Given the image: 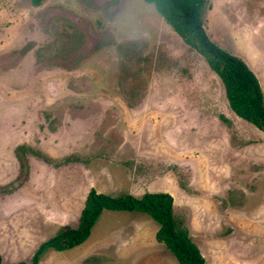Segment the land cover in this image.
Instances as JSON below:
<instances>
[{"label":"rangeland","instance_id":"1","mask_svg":"<svg viewBox=\"0 0 264 264\" xmlns=\"http://www.w3.org/2000/svg\"><path fill=\"white\" fill-rule=\"evenodd\" d=\"M205 1L210 39L264 94V0ZM91 189L168 193L206 264H264V133L155 6L0 0L1 264L76 227ZM158 227L104 210L83 244L39 264H178Z\"/></svg>","mask_w":264,"mask_h":264},{"label":"trees","instance_id":"2","mask_svg":"<svg viewBox=\"0 0 264 264\" xmlns=\"http://www.w3.org/2000/svg\"><path fill=\"white\" fill-rule=\"evenodd\" d=\"M44 0H31L38 7ZM153 4L187 45L195 49L221 78L232 111L264 133V94L255 73L248 65L218 46L207 34L202 20L205 0H145ZM174 199L164 192L146 193L137 198L130 194L113 197L91 189L76 227L66 226L43 242L30 263L39 264L48 250L65 251L83 244L104 210L144 213L159 224L156 239L176 257L178 264H206L199 247L187 229L179 227L173 212ZM2 256L0 253V264Z\"/></svg>","mask_w":264,"mask_h":264},{"label":"crops","instance_id":"3","mask_svg":"<svg viewBox=\"0 0 264 264\" xmlns=\"http://www.w3.org/2000/svg\"><path fill=\"white\" fill-rule=\"evenodd\" d=\"M228 104H229V103H228ZM229 107H230V106H229ZM230 109H231V108H230ZM231 110H232V109H231ZM227 135H228V134H225V136H227ZM228 136H229V135H228ZM171 196H172V195H171ZM158 229H159V227H158ZM158 229L156 230V233H157ZM156 233H155V234H156ZM193 242H194V241H193ZM194 243H195V242H194ZM160 244H161V243H160ZM195 244H196V243H195ZM162 245H164V244H162ZM196 245H197V244H196ZM197 246H198V245H197ZM199 246H200V245H199ZM199 246H198V247H199ZM199 249H200V251H201L203 257H204L205 260H206L207 257H206V254H205V252H204L205 250H204L203 248H200V247H199Z\"/></svg>","mask_w":264,"mask_h":264}]
</instances>
